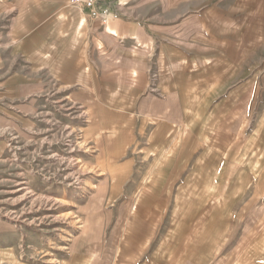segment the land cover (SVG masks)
I'll return each mask as SVG.
<instances>
[{
    "label": "rangeland",
    "instance_id": "rangeland-1",
    "mask_svg": "<svg viewBox=\"0 0 264 264\" xmlns=\"http://www.w3.org/2000/svg\"><path fill=\"white\" fill-rule=\"evenodd\" d=\"M158 2L170 18L190 10L201 12L209 23L234 22L236 17L251 23L256 55L247 58L246 75H252L242 84L255 92L240 93L247 102L241 109L246 115L260 113L261 119L264 0ZM13 17L6 1L0 2V264L118 263L137 251L143 234L151 232V224L145 226L139 216L150 215L154 202L161 209L171 203L179 218L191 221L181 232L191 233L192 264H264L263 120L248 128L242 118L230 126L234 134L251 136L247 152L254 138H260L250 156L240 157L239 167H224L223 181L229 179L231 189L210 199L208 187L215 178L204 166L197 176L189 175V189L181 190L176 173L151 175L153 160L146 151H136V145L127 156L115 154L104 126H93L96 111L74 102L71 88L63 89L48 72L33 79L14 72L23 62L14 56ZM106 96L92 95L91 101ZM98 115L109 116L104 111ZM96 133L101 134L93 140ZM224 134L225 141L231 139L232 133ZM126 162H131L129 167H121ZM119 166L124 174L111 175ZM136 199H144L143 206L134 207ZM174 200L179 206H172ZM179 242L183 239L173 246Z\"/></svg>",
    "mask_w": 264,
    "mask_h": 264
},
{
    "label": "crops",
    "instance_id": "crops-1",
    "mask_svg": "<svg viewBox=\"0 0 264 264\" xmlns=\"http://www.w3.org/2000/svg\"><path fill=\"white\" fill-rule=\"evenodd\" d=\"M5 1L14 16V56L23 62L14 72L31 79L48 72L63 89L71 88L74 102L96 111L93 126H104L115 154L127 156L136 145V151L151 156V175L176 173L184 190L189 189V175L197 176L207 166L215 178L208 187L210 199L232 188L229 179L223 181L224 167H239L240 157L250 156L260 139L254 138L247 152L251 136L234 134L230 127L244 118L250 128L260 119V113L246 115L241 109L247 102L240 93L255 92L242 84L252 75H246L247 58L256 55L251 23L242 17L209 23L201 12L190 10L170 18L161 12L158 0H99L110 8L107 22L70 0ZM101 93L107 95L104 101H91ZM98 111L107 112L108 118L99 117ZM260 120L264 126V113ZM224 133H232L231 139L225 141ZM121 167L111 175H123ZM134 202L139 208L144 199ZM152 207L150 215L139 216L145 226L151 224V232L143 234L137 251L115 264H192L191 233L181 232L191 221L179 218L171 203L161 209L154 202ZM176 239L183 242L173 246Z\"/></svg>",
    "mask_w": 264,
    "mask_h": 264
},
{
    "label": "built area",
    "instance_id": "built-area-1",
    "mask_svg": "<svg viewBox=\"0 0 264 264\" xmlns=\"http://www.w3.org/2000/svg\"><path fill=\"white\" fill-rule=\"evenodd\" d=\"M70 4L85 8L93 18L107 22L111 17L110 8L107 5H100L99 0H70Z\"/></svg>",
    "mask_w": 264,
    "mask_h": 264
}]
</instances>
